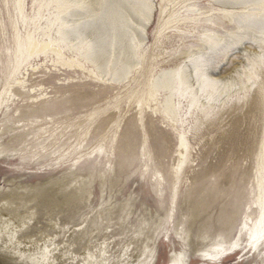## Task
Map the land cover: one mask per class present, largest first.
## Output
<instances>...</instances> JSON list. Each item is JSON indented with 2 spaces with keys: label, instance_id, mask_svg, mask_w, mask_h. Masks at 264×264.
<instances>
[{
  "label": "rangeland",
  "instance_id": "obj_1",
  "mask_svg": "<svg viewBox=\"0 0 264 264\" xmlns=\"http://www.w3.org/2000/svg\"><path fill=\"white\" fill-rule=\"evenodd\" d=\"M151 1L140 50L145 66L173 67L200 35L226 36L235 27L213 0ZM38 2L46 0H24L28 21ZM55 7L44 4L42 26ZM191 13L197 25L182 20ZM14 27L26 34L17 0H0V93L10 86L0 107V219L15 220L16 241L26 247L20 254L0 237V264H35L33 244H46L53 264H264V248L245 247L242 231L246 216H255L248 208L264 138V35L216 50L208 71L222 85L199 91L192 103L191 89L184 99L176 95V125L155 105H137L147 88L144 70L118 85L67 74L39 57L30 63L36 70L16 76L23 86L13 85ZM164 95L158 91L159 108ZM182 129L189 160L177 177ZM55 182L80 191V200L49 208L42 192ZM209 195L211 220L192 222L191 202ZM223 208L232 209L226 227L217 221Z\"/></svg>",
  "mask_w": 264,
  "mask_h": 264
},
{
  "label": "bare ground",
  "instance_id": "obj_2",
  "mask_svg": "<svg viewBox=\"0 0 264 264\" xmlns=\"http://www.w3.org/2000/svg\"><path fill=\"white\" fill-rule=\"evenodd\" d=\"M45 3L47 6L56 3V7L49 13L45 26H42L40 21L44 15L41 9ZM45 3H37L38 10L28 21L23 13L24 0H17V9L27 29L26 34L21 35L17 27H14L16 50L10 75L13 85L23 84L16 77L23 70V74H26L29 70L37 69L38 64L34 66L30 63L39 57H44L52 65L68 72L67 74L81 71L94 74L104 82L118 85L124 83L134 73L144 70L147 72V88L143 91L144 95L137 100V105L140 110L143 106L151 108L155 105L154 110H158L176 125L178 120V104L174 100L176 95L178 99H184L187 91L191 89L192 103L196 100L199 91L207 92L210 87L215 86L218 89L222 85L223 79L211 76L208 71L216 59V50L221 46L222 49H227L239 45L254 35H264V3L261 0H213L216 10L234 22L233 31L226 36L213 33L200 35L201 43L190 46L183 53L184 60L173 67L164 64L163 61L145 66L140 50L147 40V29L153 18L154 4L151 0H46ZM239 8L245 10L238 11ZM195 9L191 7L190 10L195 11ZM212 16L213 13L206 18ZM182 20L190 21L195 25L199 23L196 14L192 13L186 14ZM173 21L168 19L164 23L165 26L160 29V33ZM249 51L245 47L242 48L243 53ZM227 81L233 87L236 86L233 76ZM9 88L10 86L0 93V107L6 101L7 96H3L8 94ZM159 90L165 91L160 108L157 106ZM177 143L180 158L174 172L179 177V171L189 160L186 130L182 129L178 133ZM258 158V191L252 205L247 207L250 212L255 213V216L253 218L246 216L242 227L245 233V247H249V250L254 252L264 248V138ZM65 188L55 182L42 192L44 196L42 201L49 208H61L80 200V191L66 192ZM209 197L195 198L191 202L189 212L192 222L207 224L211 220L210 216L205 215L213 203L210 195ZM231 210V208L224 209L218 215L217 221L221 227L231 224ZM16 228L15 220L0 219V237H5V240L10 242L7 247L24 254L26 247H21V243L16 241ZM28 250L32 252L31 260L35 264H53L46 244H33Z\"/></svg>",
  "mask_w": 264,
  "mask_h": 264
},
{
  "label": "snow or ice",
  "instance_id": "obj_3",
  "mask_svg": "<svg viewBox=\"0 0 264 264\" xmlns=\"http://www.w3.org/2000/svg\"><path fill=\"white\" fill-rule=\"evenodd\" d=\"M262 3H264V0H261Z\"/></svg>",
  "mask_w": 264,
  "mask_h": 264
}]
</instances>
